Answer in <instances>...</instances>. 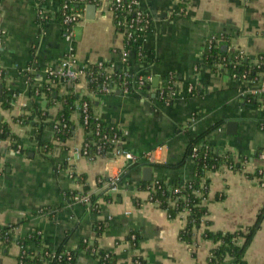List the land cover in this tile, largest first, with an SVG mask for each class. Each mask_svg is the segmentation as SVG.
<instances>
[{
  "label": "crops",
  "instance_id": "0c3cea01",
  "mask_svg": "<svg viewBox=\"0 0 264 264\" xmlns=\"http://www.w3.org/2000/svg\"><path fill=\"white\" fill-rule=\"evenodd\" d=\"M61 1L0 0V65L8 73V88L17 93L13 109L3 111L2 117L21 138L25 151L11 148L9 140L0 141V227H13L9 247L0 244V264H19V241L35 231L43 248L73 252L71 264H99L93 255L80 250L84 241L95 239L115 255L116 264H131L136 256L148 264H206L213 242L203 239L201 233L196 245L178 239L186 213L170 219L165 210L149 201V191L141 189L148 182L143 169L156 165L151 181L192 178L189 147L203 138L219 155L230 153L234 162H247L245 172L224 165L210 173L205 204L211 229L230 232L255 223L264 207V187L248 174L256 167L264 168V160L259 159L264 153L263 115L240 97L242 85L230 71L213 72L204 64L203 52L212 35L226 34L246 52L247 60L264 55V0H139L151 22L143 42V61L125 51V36L114 23L109 0H100L92 19L85 9L71 40L56 19ZM40 10L50 20L44 22ZM69 54L74 55L78 72L99 62L120 68L131 61L129 71L151 76L148 88H116L96 109L122 131L124 139L118 147L136 155L135 162L124 157L73 161L72 150L84 144V130L74 112V136L65 144L55 140L53 121L62 109L60 103L49 109V123L43 131V140L58 146L51 153L45 154L30 138L31 127L13 121L32 102L41 100L46 105L44 95L35 99L31 92L48 83V69L58 68ZM169 75H174L177 89L167 105L157 96L153 83L158 79L160 85ZM61 91L65 93V87ZM75 91L91 97L85 75L78 79ZM147 153H151V161L142 159ZM69 167L75 175L85 176L84 184L70 177ZM126 170L111 199L101 197L98 212L69 198L72 191L100 194L110 179ZM219 195L224 198L218 200ZM96 222L106 227L99 238ZM132 232L141 238L136 248L126 241ZM36 246L35 242L28 245L30 249ZM245 259L247 264H264V220Z\"/></svg>",
  "mask_w": 264,
  "mask_h": 264
},
{
  "label": "trees",
  "instance_id": "16d2710c",
  "mask_svg": "<svg viewBox=\"0 0 264 264\" xmlns=\"http://www.w3.org/2000/svg\"><path fill=\"white\" fill-rule=\"evenodd\" d=\"M67 0H62L60 4V10L56 14V19L62 23L64 30L70 29L72 25H64V18L69 13L68 10H64V5ZM100 6V0H84V2L68 3L69 8H74L76 11L84 13L88 5ZM110 7H114V3L110 4ZM114 23L124 19L131 20L133 14H125L120 10L114 12ZM46 22V21H44ZM120 29V28H119ZM124 31V29H120ZM151 30V22L148 29L142 35L134 33L131 38L125 36L126 45L125 51L128 54H134L137 61H143L146 57V51L143 48V43L139 41L141 37H146ZM141 36V37H140ZM217 40L219 42H213L206 44L203 52V61L213 72H219L217 64L226 61H235V54L230 53L228 45L230 37L226 34H217ZM248 62L242 60L240 65L235 69V74H240L246 68H248ZM132 66L131 61H127L123 67H113L110 63L99 62L90 64L82 71L85 74L88 90L97 96V99H92L85 94H80L75 91V86L78 80L68 81L65 83V93L61 91L60 79L56 76L49 77V82L43 86L36 87L32 90L31 95L35 99H39L43 94L46 98V105L43 106L42 101L32 102L25 111L13 119L15 123L22 126H28L33 129L31 139L36 140L38 148L43 152H53L57 145L43 140V131L45 125L49 123V109L60 103L62 109L59 111L56 119L53 121V126L56 122H60L57 129L54 131L55 140L65 144L69 139L74 136V124L71 122V116L74 112L79 115L80 126L84 130V143L89 144L88 156L93 157L94 160L99 156L97 146H102L101 156L110 155V145L102 142L100 135L105 134L110 137H116V139H124L122 131L115 125L106 121L105 118L100 117L98 120L95 110L97 104L101 99L108 95L103 91V88H109L114 90L116 88L121 90H127L140 87V75L133 74L129 71V67ZM226 65L224 70L226 69ZM113 69V73H107L106 69ZM128 69V70H127ZM8 73L4 69H0V141L9 140L11 148L17 149L18 146H22L23 142L19 136H17L11 129L9 123L4 121L2 117L3 111H11L15 105L17 93H13L7 86ZM57 85V86H54ZM150 86V82L144 84L142 89H146ZM177 89L174 75L167 76L163 82L157 87V96L161 101L167 99L170 104L173 102L171 92ZM38 91V93H37ZM111 91V92H112ZM88 103L89 108V123L84 125V114L80 110V107L85 103ZM97 131L100 134L97 135ZM23 151V150H22ZM25 152V151H23ZM189 157L194 162V175L190 179L177 178L171 182L166 179H157L155 181L144 182L141 185L142 190H148L149 201L158 202V206L167 212L170 219H176L181 214L186 213L185 224L179 232L178 239L181 242L189 245H196V236L201 233V237L205 240L212 241L214 246L210 251V256L206 260V264H247L245 255L246 251L254 240L255 235L260 230L262 222L264 220V207L258 213L257 219L254 224L240 230L223 232L214 231L211 229L212 221L207 218L209 216L208 208L205 201L208 199L209 185H210V173L220 170L224 165H229L234 170H239L240 163H233V157L230 153L225 155H219L216 150L211 147L203 138L195 140L189 147ZM259 153L256 155V157ZM148 165V164H147ZM155 167L156 165H151ZM259 167H256L253 174H248L249 178H258L261 176L258 174ZM127 170L122 173V180L125 179ZM1 174V169H0ZM76 182L79 184L85 183V176L75 175ZM155 182H158L157 184ZM77 191H73L75 194ZM87 192V191H84ZM112 195H107L106 191L100 194H92L90 209L94 212L99 211V200H110ZM224 195H219L218 200H222ZM106 227L103 222L95 223L96 238H99L105 231ZM13 227L1 228L0 227V244L5 247H9L12 242ZM132 235L136 236L135 240H132ZM140 235L138 233H130L126 238V241L132 248H136L140 241ZM30 242L37 244L35 249H30L28 245ZM21 246V253L19 255V264H45L47 261H51L50 264H71L74 262L75 254L73 252L64 251H50L41 246L40 234L35 231L23 240L19 241ZM80 250H85L89 255L94 254V257L99 260V264H116L115 255L107 250L102 249L99 246L97 239L93 241H84ZM95 251V253H93ZM63 255L62 259L53 257L52 254ZM67 254H70L72 260H67ZM195 256V252L193 253ZM148 264L142 257H134L132 263L136 264Z\"/></svg>",
  "mask_w": 264,
  "mask_h": 264
},
{
  "label": "built area",
  "instance_id": "2783aa9c",
  "mask_svg": "<svg viewBox=\"0 0 264 264\" xmlns=\"http://www.w3.org/2000/svg\"><path fill=\"white\" fill-rule=\"evenodd\" d=\"M75 3V2H84V0H67L66 4L64 5V10L69 9V13L64 18V25H72V27L69 29H66L65 35L68 40H71L73 38L74 34V27L76 24H78L82 17L83 14L80 11H76L74 8H69L68 3ZM114 3V7H110V4ZM109 8L111 12L114 14L115 10H120L121 12L125 14H133V18L129 21L127 19H124L123 21L117 22V26L120 29H124L122 31L124 33V36H127L128 38H131L134 33H137L138 35H142L148 29L149 24H150V17L147 12H145L140 5L139 0H109ZM183 11V10H182ZM40 18L43 21L50 20L51 16L47 14L44 10H40L39 12ZM141 37V36H140ZM145 40V37H141L139 41L143 43ZM213 42H219L217 40L216 35H212L209 40L207 41L206 44H211ZM0 44H1V36H0ZM228 50L230 53L235 54V61H226L224 59L222 62H219L217 64V69H224L225 65L227 66L225 70L230 71L232 74V77L237 80L242 86L238 90L240 97L247 103H250L252 105H255L259 111L263 115V119L261 121V126L264 128V55H261L257 57L255 60H247V55L246 52L235 45V43L232 41L229 42L228 45ZM246 60L248 62V68H246L243 72L240 74H235L234 71L235 69L240 65V62L242 60ZM74 63H75V58L73 54H69L66 59L63 60L61 65L58 68H51L48 69V77L51 76H56L60 79L59 85L61 87H65V83L68 81H75L78 80L82 75H85L83 71H76L74 69ZM0 69H3L0 65ZM128 70V69H127ZM107 73L111 74L113 73V69H106ZM140 87L139 89H142L141 87L144 86L145 83L150 82L151 76L149 75H141L140 76ZM54 86H57L54 84ZM193 89H190V92ZM103 91L106 93H111L112 90L109 88L104 87ZM38 93V91H37ZM174 92H171V96L173 95ZM43 95V94H42ZM41 95V96H42ZM91 98L92 99H97V96L95 94L91 93ZM164 103L169 105V102L167 99L163 100ZM80 110L84 114V125H87L89 123V108H88V103L85 102L81 107ZM95 113L97 114L96 120H98L101 116L98 114L97 110H95ZM192 124L195 123V119H193ZM60 122H56L53 126L54 131L57 129L58 125ZM97 135L100 134V131L96 132ZM100 139L102 142H105L110 145V155L111 156H101L100 153L102 151V146L103 145H98L97 150L99 153V156L97 158H118V157H124L125 159L135 162L137 160V156L134 155L133 153H129L118 147V143L121 141V139H116V137H110L108 135L102 134L100 135ZM88 148L89 144L84 143L81 147L74 148L72 150V156H73V161H78L82 158H87L89 160H94L93 157L88 156ZM23 147L18 146L17 152H22ZM142 159H146L147 161H151L152 155L151 153L144 154ZM260 160H264V153H261L259 155ZM233 163H240V170L242 172L246 171V166L247 162L239 161V162H234ZM70 174V177L75 179V174L73 171L72 167L67 168ZM229 169L234 168L232 166H229ZM258 174L260 179L256 178H250L252 179L253 182H255L258 186L264 187V168H259ZM122 173H120L118 176H115L114 178L110 179V181L106 184L105 189L103 191H106L107 195H113L118 191V186L119 184L123 181L122 180ZM156 184L158 182H155ZM150 193V192H149ZM69 198L71 201L75 204H81L88 206L90 208L91 206V198H92V193L90 192H76L73 194V191L69 193ZM158 205V202H154ZM136 236L132 235V240H135ZM95 253V251H93ZM94 256V254H92ZM53 257H58V259H62L63 255H57L56 253H53ZM97 259V258H96ZM67 260H72V257L70 254H67ZM98 260V259H97ZM99 262V260H98ZM51 261H47L46 264H50ZM133 264V263H131ZM136 264H138L136 262Z\"/></svg>",
  "mask_w": 264,
  "mask_h": 264
},
{
  "label": "water",
  "instance_id": "95a60500",
  "mask_svg": "<svg viewBox=\"0 0 264 264\" xmlns=\"http://www.w3.org/2000/svg\"><path fill=\"white\" fill-rule=\"evenodd\" d=\"M96 10H97V7L95 5H92V4L88 5L86 7L87 18L88 19L94 18L95 14H96ZM157 82H158V79H154V83H153L154 87H158ZM0 91H1V86H0ZM57 152H58V150H57ZM152 171H153L152 166H148V167L143 169V174H144V180L145 181L150 182L152 180Z\"/></svg>",
  "mask_w": 264,
  "mask_h": 264
}]
</instances>
